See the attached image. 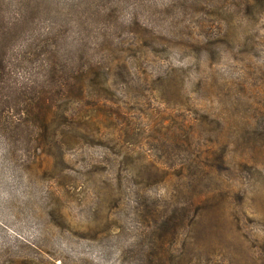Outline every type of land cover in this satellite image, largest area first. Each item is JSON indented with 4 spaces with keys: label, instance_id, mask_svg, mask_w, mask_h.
Wrapping results in <instances>:
<instances>
[{
    "label": "rangeland",
    "instance_id": "374dc122",
    "mask_svg": "<svg viewBox=\"0 0 264 264\" xmlns=\"http://www.w3.org/2000/svg\"><path fill=\"white\" fill-rule=\"evenodd\" d=\"M0 57V264H264V0H0Z\"/></svg>",
    "mask_w": 264,
    "mask_h": 264
},
{
    "label": "trees",
    "instance_id": "16d2710c",
    "mask_svg": "<svg viewBox=\"0 0 264 264\" xmlns=\"http://www.w3.org/2000/svg\"><path fill=\"white\" fill-rule=\"evenodd\" d=\"M3 34L4 35H2V37L3 38H6V36L5 35H7L8 34V31H6V32H3ZM4 70H5V61H4V58H2V57H0V81L2 80V79H4L5 77H4ZM14 84H15V86H16V84H17V82H14ZM39 102H41V100H39ZM47 109L49 110L50 108L48 107V105H46V110L44 111V112H42L43 110L41 109V110H39V112L35 115L36 116V120L35 121H37V122H39V116H41V115H44V118L42 117L41 119L43 120V121H41L40 122V124H44V126H46L47 125V123H49V113H47ZM39 115V116H38ZM15 121H17L16 122V124H19V123H21L22 121L20 120V118H18V119H15L14 118V120H13V122H15ZM39 124V123H38Z\"/></svg>",
    "mask_w": 264,
    "mask_h": 264
}]
</instances>
